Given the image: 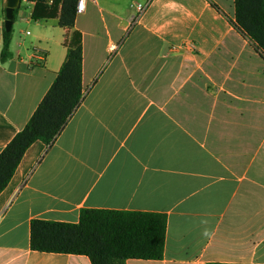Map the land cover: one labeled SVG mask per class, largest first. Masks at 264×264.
Returning a JSON list of instances; mask_svg holds the SVG:
<instances>
[{"label": "crops", "instance_id": "crops-1", "mask_svg": "<svg viewBox=\"0 0 264 264\" xmlns=\"http://www.w3.org/2000/svg\"><path fill=\"white\" fill-rule=\"evenodd\" d=\"M140 2L94 0L77 14L83 99L0 194V264H91L30 246L32 221L77 224L83 210L166 216L163 259L126 264H264V59L234 25L235 0H154L139 15ZM22 6L34 32L13 36L0 61V154L55 82L72 34ZM5 9L0 0V55Z\"/></svg>", "mask_w": 264, "mask_h": 264}, {"label": "trees", "instance_id": "trees-1", "mask_svg": "<svg viewBox=\"0 0 264 264\" xmlns=\"http://www.w3.org/2000/svg\"><path fill=\"white\" fill-rule=\"evenodd\" d=\"M77 0H38L35 21L59 20L72 30L65 62L52 87L26 127L0 154V194L8 187L27 150L36 142L51 146L83 99V41L75 30ZM18 10L14 13L16 21ZM235 27L264 59V0H235ZM13 29L4 28L2 63L12 58ZM30 246L49 254L86 256L91 264H126L128 260L160 261L164 257L167 218L158 213L83 210L77 224L34 220ZM218 264V263H215Z\"/></svg>", "mask_w": 264, "mask_h": 264}, {"label": "built area", "instance_id": "built-area-1", "mask_svg": "<svg viewBox=\"0 0 264 264\" xmlns=\"http://www.w3.org/2000/svg\"><path fill=\"white\" fill-rule=\"evenodd\" d=\"M46 5L48 7H51L55 4L56 0H43ZM90 1H94V0H77V4H76V13L77 14H83L86 10L87 4ZM154 0H143V2L140 3H136L135 7H136V11L139 15H141L142 13H144L146 11V9L152 4ZM22 3H26L32 6H36V4L38 3V0H22ZM29 34V33H28ZM115 51V47L111 46L110 47V52H114ZM25 63H29L28 61H25Z\"/></svg>", "mask_w": 264, "mask_h": 264}, {"label": "water", "instance_id": "water-1", "mask_svg": "<svg viewBox=\"0 0 264 264\" xmlns=\"http://www.w3.org/2000/svg\"><path fill=\"white\" fill-rule=\"evenodd\" d=\"M22 0H6L5 23L6 32H11L14 26V13L19 9Z\"/></svg>", "mask_w": 264, "mask_h": 264}, {"label": "rangeland", "instance_id": "rangeland-1", "mask_svg": "<svg viewBox=\"0 0 264 264\" xmlns=\"http://www.w3.org/2000/svg\"><path fill=\"white\" fill-rule=\"evenodd\" d=\"M26 8L24 6H22L20 9H18L19 13H21L22 11L25 13ZM29 30L30 32H34V26H27L26 24H24L23 22H21L19 20V18L16 19V23L13 26V36L14 37H21V30ZM24 39V38H23ZM29 39H26V43L28 44Z\"/></svg>", "mask_w": 264, "mask_h": 264}]
</instances>
